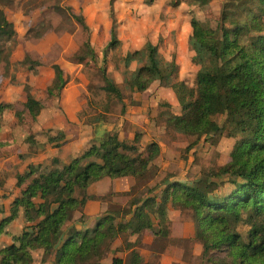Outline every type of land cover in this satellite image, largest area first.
Returning <instances> with one entry per match:
<instances>
[{
  "label": "trees",
  "instance_id": "1",
  "mask_svg": "<svg viewBox=\"0 0 264 264\" xmlns=\"http://www.w3.org/2000/svg\"><path fill=\"white\" fill-rule=\"evenodd\" d=\"M115 1H109L112 14ZM191 1L192 5L206 8L212 0ZM224 1L215 25L196 18L190 20L189 61L198 67L192 84L178 79L176 55L165 60L159 52L160 43L157 46L145 42L141 49L127 53L123 64L126 70L132 63L137 65L129 71L130 91L142 93L158 82L174 94L179 113L164 114L165 129L192 138L190 146L201 141L212 145L221 138L231 139L233 145L225 163L214 162L191 183L171 181L175 176L166 174L149 186L158 178L160 168H156V160L161 154L160 145L151 141L140 151L137 134L132 144H126L112 131L104 133L97 144L90 145L66 165H57L56 159L49 169L29 164L27 172L15 177L18 188L25 181L27 186L11 202L9 214L0 220V237L8 235L12 241L0 248V264H103L111 252H121L115 244L124 237L127 259L114 255L107 264H141V255L135 248L140 246L144 232H150L154 241L161 244L183 241L170 236L169 206L181 215L187 214L193 222L191 240L201 246L202 264H264V0ZM53 8L57 12L63 9ZM80 24L88 32L84 20ZM15 35L13 24L0 9V62L4 69L10 65L12 52L6 44ZM118 44L116 19L112 18L110 41L103 50L102 62ZM82 48L84 57L96 60L97 52L88 41ZM76 57L79 62L83 59L79 52ZM51 69L53 78L45 92L54 99L60 97L68 78L58 65ZM100 73L105 98L109 101L113 96L122 102V95L107 77L106 69L100 68ZM27 90L23 110L17 116L21 115V119L27 113L34 122L33 130H37L29 131L26 143L63 139L60 131L38 128L44 105L29 87ZM11 107L0 104V134L6 129L1 117ZM107 110L104 106L85 125L108 124ZM154 121L155 118H149L156 128ZM8 146L0 141V155ZM123 177H132L148 189L139 198L133 196L126 211H105L93 227L74 230L63 237L75 213L76 220L84 222L87 203L106 198L90 195L88 188ZM224 184L230 188L220 193ZM216 191L220 194L215 195ZM14 220L21 221L20 232L7 231Z\"/></svg>",
  "mask_w": 264,
  "mask_h": 264
},
{
  "label": "rangeland",
  "instance_id": "2",
  "mask_svg": "<svg viewBox=\"0 0 264 264\" xmlns=\"http://www.w3.org/2000/svg\"><path fill=\"white\" fill-rule=\"evenodd\" d=\"M131 2L130 7L125 6V3L122 2L119 9H115V7L112 8V14L109 0L0 1V9L4 11L6 18L13 24L16 32L15 37L10 42H7L6 47L12 51L11 54H16V58L21 59L13 63L12 66L9 65L8 69H4V63L0 62V89L3 88L6 81L14 77L16 73H20L22 78H25L27 73L28 75L32 74L33 72H31L29 68H35L36 66L32 64L39 63L36 55L40 49H44V51L47 47L53 49L52 42L47 47H39L38 43L35 42L36 39H39V36L50 32H53L54 35H56V33L58 35V32H75L80 28L85 37L82 45L87 43V41L91 45L89 30L88 32L84 31L80 24L81 19L83 20V15L80 10L83 11V8L88 4L90 7L93 4L105 6L109 20L112 22V18H115L116 25L117 21L120 20V29H122V31L119 36L123 38L124 42H128L129 45L125 43L118 44L114 50L108 52L105 62H102V53L108 41H94L98 50L96 53V60L94 61L89 57H84V51L81 45L80 48L82 49H80L79 55L83 58L81 63H84V65L83 68H81L80 76H84V84L74 77L75 82L78 81L84 85L86 92L84 95L85 102L84 105H82L81 114L79 115L81 122L83 121L87 124L92 122L96 112H101L104 106H106L108 109V113L105 114L106 123L108 122L110 125L115 124L120 116L125 114L126 109L132 106L135 92L129 90V71L134 70L137 65L136 63H132L129 67L130 69L126 70L124 68L123 58L127 53L133 52L136 49H141L144 45H142L144 41L151 42L157 46L158 43H160L158 46L159 52L165 60H171L173 57L172 55L175 53V59L179 66L178 79L185 80L188 84H192L198 67L189 61V53L187 50V34L191 31L190 20L191 18H196L200 22L209 23L212 26L215 25V20L220 17L225 1L212 0L206 8L192 5L191 0H132ZM54 6H61L63 9L57 12L53 8ZM66 8L69 9L70 13ZM71 10L76 14H73ZM31 12H34V16L32 17H35L33 25H31L32 23H30L29 20L30 17H28ZM51 36L53 39V35ZM127 36L128 39H126ZM100 39L103 40V36L100 35ZM55 43H60V41L56 40ZM51 51L52 50H50V52ZM74 59L78 61L76 56ZM100 68L106 69L107 77L112 80L119 89L122 95V102L118 101L113 96L110 97L109 101L105 98L106 94L101 90L104 83ZM25 81H28V78ZM27 87L29 86L27 85ZM27 87L25 86L22 90L24 99L28 91ZM5 88L8 89L7 86ZM29 88H32L30 91L34 93L36 98L41 99L40 101L44 104L45 109L49 110L43 112V124L47 126L55 122L54 115H51L52 112L53 114L54 112L57 113L58 120L56 121L62 123L63 112L61 110L62 108L59 106V100L55 102L51 97H48L45 90H43L41 82H38V85L35 86L34 89L33 87ZM167 92L172 95L169 93L167 96L164 94L157 95V99L154 98L155 100L153 99L151 105L148 107V120L149 118H155L153 124L157 127L155 128L154 135L148 136L147 140L149 142H157L161 148V154L156 160V164L159 166L157 167L156 165V168H160L157 171L158 178L151 181L149 186H152L158 180L164 178L166 174L175 176L171 181H186L191 183L201 176V171L203 169L208 168L214 162L220 165L225 163L233 145L231 139L221 138L216 144L209 145L201 141L190 146L189 144L192 142V138L178 134L170 128L165 129L164 119L166 116H164V114L179 113V106L174 94L169 89ZM13 94L17 96L16 92ZM156 101L158 102L156 103ZM0 102V104L6 103L5 100H1V96ZM14 103L11 105V108L4 110L5 114L2 122L7 124L8 129L12 127L13 130H17L16 124L19 123V121L23 125L26 124L31 126L33 121L28 117L27 113L23 114L21 119H19L21 115L17 116L19 113L21 114L24 103L21 104V100L17 99ZM13 106L15 108H13ZM122 107L123 111H121ZM160 115H162L161 118ZM146 124H148L149 127L153 126L150 122ZM38 128L40 127L38 126ZM35 130L37 129L35 128ZM112 131L114 130L109 132ZM11 132H13L12 129ZM104 132L106 133L107 131ZM136 134L138 149L143 151L147 146V140L142 141L140 137L141 134ZM90 145H92V141L87 142L83 146L87 149ZM119 188L120 190L116 196L111 194L106 195L107 197L104 199L106 204L101 208V211L114 210V212L121 213L126 211L128 209L129 200L133 196L138 198L141 197L148 189V186L144 187L142 184L135 182L132 187L129 186V189H126L128 186L125 184L119 186ZM229 188L227 184L221 185L219 192H225ZM219 192L216 191L214 194H220ZM76 218H78V214ZM168 218L170 222L168 224L170 236L174 239L183 241L172 242L169 240L166 244H161L160 242H155L154 238L153 241H151L150 234L144 232L140 242L141 240L143 241V239L145 242L143 244L141 242L139 246L142 248L139 250L140 253H143V262L141 264H202L199 259L201 246L193 242L191 238H188L191 236L194 237V234L190 235L192 230L193 233L195 231L193 222L189 219L187 214L181 215L178 211L172 209L171 206H169ZM118 220L120 219L118 218L117 221ZM73 224L74 222L71 221L67 231L71 232L75 230L72 227ZM145 234H148L146 238ZM124 240H127V238L124 237L115 244L116 246H120L118 250L121 249V252H111L106 259H104L103 264L110 263L114 255L122 256L124 260L127 259L128 253L125 251ZM161 249H163V251H161ZM151 252L158 254L151 255ZM161 254H163V256H160Z\"/></svg>",
  "mask_w": 264,
  "mask_h": 264
},
{
  "label": "crops",
  "instance_id": "3",
  "mask_svg": "<svg viewBox=\"0 0 264 264\" xmlns=\"http://www.w3.org/2000/svg\"><path fill=\"white\" fill-rule=\"evenodd\" d=\"M131 1L132 0H116L113 4V8L115 7V9H119L122 2L125 3V6L130 7L132 3ZM105 8L106 7L103 5L93 4L90 7V5L88 4L86 5V7L83 8V11L80 10L83 15L84 23L88 27L90 43L95 52H98V50L95 46L96 44H94V41L109 42L110 40L112 22L109 20L107 16V10ZM71 11L73 14H76L73 10ZM32 16H34V12H31L28 16L30 17L29 20L30 23H32L31 25H33V23L35 22V17ZM120 26V20H118L116 25L117 39L120 44L125 43L129 45L128 42H124L123 38L119 36L122 31V29H120ZM58 33V35L57 33L56 35H54L53 32L46 33L42 35L39 39L35 40V42L38 43V46L41 48L49 46L52 42L53 49H51V47H47L45 51L44 49H40V51H38L36 57L39 62V65H37L33 70H31V72H33L32 74L28 75L27 73L25 78H22V76H20V73H16V75L11 79L7 80L4 84V87L0 89L1 100H5V104L13 105L16 99L21 100V104H23L26 100V98L24 99L22 92L25 86L28 85L29 87H33L34 89V87L38 85V82H41L43 90H46L47 86L50 84L53 78V70L51 69L52 65H58L63 71L64 76L68 78V83L62 90L60 97L54 99L52 98V100H55V102L59 100V106L62 108L61 110L63 112V122L60 123L59 121H56L58 120L57 113L54 112L53 114L52 112L51 115H54L55 122L47 126L46 124H43V112L49 111L48 109H45V106L38 117L40 128L45 130L52 129L55 131H60L64 134L63 139L52 141L50 143L45 142L43 144L30 145L26 143V137L29 134V131L35 132V130H33V128L35 127L34 122L30 126L26 124L23 125L19 121V123L16 124L17 130H13V128L10 127L14 133L11 132L10 128L8 129L7 124L2 122L3 126H5L6 129H4L0 134V141L9 144V146L5 147L0 155V220L9 214L8 211L11 202L18 196L20 191L27 186L28 181H25L23 185L18 188L16 186L15 177L18 174L22 175L23 173L27 172V166L29 164L40 165L41 168L49 169L53 166L52 160L56 159L57 165H66L73 158L78 156L82 151L86 150L83 146L84 144L89 141H92V144H97L105 133L104 131H116L119 134L120 138L125 140L126 144L133 143L136 133H140L142 141H146L148 139V136L150 137L152 134L154 135L155 133V127H149V125L146 124L147 122H149L148 107L151 105V102L154 98L157 99V95L164 94L167 96L170 94L169 92H167L168 89L162 88L159 86L158 82H154L146 91L142 93H134V102L132 106H129L126 109L125 114L123 116H120L119 120H117L115 124H101L97 127L85 125L83 121H80L79 117L82 105H84L85 102L84 95L86 93L85 87L83 85L85 82V78L82 75L80 76V71L81 68H83L84 63H79V61H76L74 59L76 54L79 52L85 37L83 36V33L80 28L77 29L75 32ZM51 35H53V39ZM100 35L103 36V40L100 39ZM128 36L126 37V39H128ZM56 40H59L60 43H55ZM144 43L145 41L142 43V45ZM50 50L52 51L50 52ZM174 55L176 54L174 53ZM20 60L21 59L16 58V54L14 55L12 53L9 62L12 66L13 63ZM74 77L81 81L83 84L78 81L75 82ZM27 78L28 81H25ZM12 79H14V81H11ZM6 86L8 89L5 88ZM15 92L17 93V96L16 94H13ZM31 94L36 98L34 93L31 92ZM36 99L41 100L40 98ZM157 102L158 101H156V103ZM13 108L15 107L13 106ZM4 114L5 112L1 117V121H3L4 119ZM28 117L30 116L28 115ZM150 142L147 140V144H149ZM134 183L135 180L132 177L105 180L92 184L88 188V193L97 197H107L106 195L108 194L116 196L120 190L119 186L125 184L128 186V188L126 189H129V186L132 187ZM104 204H106V201L104 200L89 201L84 210V222H78L76 220L77 213L74 214L72 219V222H74V224L73 226L71 225L73 229L79 231L93 227L95 222L105 215V212H103L104 210L101 211V208L104 206ZM152 222L154 223L155 220L152 219ZM21 229V221L14 220L8 226L7 231L11 233H17L20 232ZM67 229L65 230L63 237H65L66 234L69 232L67 231ZM147 233L150 234V240L153 241V235L150 232ZM148 234H145V238ZM193 234L194 233L192 230V233L190 235ZM192 237L193 236L188 238ZM144 242L145 241L143 239L142 244ZM11 243L12 241L10 236L2 235L0 237V248L8 246ZM135 249L138 250L142 258L143 253H140L139 251L142 248L136 247ZM155 254L158 253L151 252V255ZM160 256H163V254H161Z\"/></svg>",
  "mask_w": 264,
  "mask_h": 264
}]
</instances>
